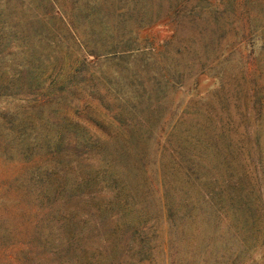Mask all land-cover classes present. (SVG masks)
Wrapping results in <instances>:
<instances>
[{
    "label": "rangeland",
    "instance_id": "1",
    "mask_svg": "<svg viewBox=\"0 0 264 264\" xmlns=\"http://www.w3.org/2000/svg\"><path fill=\"white\" fill-rule=\"evenodd\" d=\"M110 1L107 23L116 47L94 64L88 57L82 65L83 56L74 54L54 67L52 23L24 27V51L28 45L35 52L31 77L13 84L0 73V192L18 186L16 177L27 181L51 169L64 175L69 208L82 226L105 212L107 192L99 191L106 165L130 184L112 200L115 218L135 191L147 192V209L116 219L123 229L125 222L147 221L143 243L129 249L132 236L118 241L85 226L89 240L82 241V253L66 256L71 264H264V0ZM36 3L45 10L43 0ZM14 93L31 95L7 99ZM196 155L219 185L224 162L238 165L248 203L238 228L206 201L185 206L181 178ZM162 173L175 178L167 198ZM81 192L100 196L77 203ZM5 225L0 249L14 247L24 264L48 256L37 253L24 217L14 214Z\"/></svg>",
    "mask_w": 264,
    "mask_h": 264
},
{
    "label": "trees",
    "instance_id": "2",
    "mask_svg": "<svg viewBox=\"0 0 264 264\" xmlns=\"http://www.w3.org/2000/svg\"><path fill=\"white\" fill-rule=\"evenodd\" d=\"M36 1L0 0V73L1 76L8 74L9 82L17 84L18 81L21 82L23 76L31 77L32 74L30 61H34L35 52L28 45H25L26 52L24 51L23 41L27 34L24 27L26 25L52 23L51 31L55 41L51 46L53 56L49 57V63L54 67L59 62H64L65 56L74 54L78 57L83 56V61L80 62L82 65H87L88 57H92L94 64L100 62L108 52L116 47L114 31L107 23V19L113 11L112 1L43 0L45 10H40ZM141 29L143 28H139V30ZM58 46H64L70 54L68 52L63 56L57 54ZM13 55L18 58H15L17 63L12 62L9 68L3 65L7 57ZM25 80L32 82L29 78ZM25 80L23 79V81ZM20 94L14 93L6 97L14 99L16 96H21L22 99L26 98V95H31V93ZM195 140L196 143L202 142L205 149H211L208 141L201 138H195ZM215 143L216 140H214L215 147L213 149L215 152H220ZM6 145L8 146V144ZM17 154L22 156L19 148ZM190 164L184 169L187 174L185 173L181 178L183 185L188 190L186 194L184 193L185 206L192 207L198 202L206 201L218 215L225 219L229 218L231 228H238L240 217L246 215L248 211L245 181L243 175L236 168L238 165L235 164V161L233 163L232 159L224 162L226 175L222 185H219L217 177L211 175V169L201 155L190 157ZM35 170L32 171L35 172ZM101 170V178L105 179L106 183L103 184V190L101 189L99 192H107L108 196L105 198V212L104 214L98 213L102 214L99 220L87 217L86 221L81 222L82 226H80V220L74 218L69 208L70 194L66 189L64 175L58 176L48 169L45 176L40 173L27 181L16 177L14 182L16 181L18 186L0 192V241L6 238V221L14 218V214H16L19 215V218L24 217L25 221L33 226L31 242H35L37 253L40 255L46 252L48 255L47 257H34L35 260L30 259L28 264H51L55 260H60L61 264H71L65 259L66 256L74 251L82 253L84 250L81 245L82 241L84 238L89 240V237L82 234V228L85 226L94 235L113 233L118 241H123L126 235L132 236L129 249L134 245L139 248L137 243L142 242L141 235L146 233L144 226L147 221L142 224L128 221L125 222L128 228L123 229L119 223L116 224V219H122L126 214L127 216L131 213L135 215L147 209V192L143 188L135 191L118 209L120 212L115 218L112 215L114 212L111 209L113 207L112 200L120 196L123 189L129 190L130 184L126 180L121 183L119 177L110 175L106 165ZM162 179L164 194L167 198L169 190L175 191V178L162 173ZM99 192L96 194L77 193L75 195L76 202L87 203L94 197L100 196ZM72 197L74 198V196ZM167 206V211H177L175 205ZM104 220L106 221L101 223ZM235 232L239 240V233ZM144 244L150 243L144 241ZM13 248L2 247L0 249V264H24L12 254ZM14 252L18 256L17 249ZM91 252H98L95 245L92 246Z\"/></svg>",
    "mask_w": 264,
    "mask_h": 264
}]
</instances>
